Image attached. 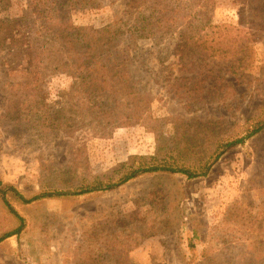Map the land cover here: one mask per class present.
I'll return each instance as SVG.
<instances>
[{
	"label": "rangeland",
	"instance_id": "1",
	"mask_svg": "<svg viewBox=\"0 0 264 264\" xmlns=\"http://www.w3.org/2000/svg\"><path fill=\"white\" fill-rule=\"evenodd\" d=\"M132 1L78 0L71 19L132 26L162 0ZM176 2L178 26L129 50L161 123L112 129L85 126L77 110L71 123L66 58L35 83L27 0H0V183L37 199L7 194L25 228L0 243V264H264V129L246 138L264 119V0ZM175 119L188 139L203 136L183 155L193 169L220 142L246 139L223 148L207 176L147 174L114 191L42 198L117 181L130 157L175 138ZM19 227L0 193V239Z\"/></svg>",
	"mask_w": 264,
	"mask_h": 264
},
{
	"label": "trees",
	"instance_id": "2",
	"mask_svg": "<svg viewBox=\"0 0 264 264\" xmlns=\"http://www.w3.org/2000/svg\"><path fill=\"white\" fill-rule=\"evenodd\" d=\"M78 0H27L26 19L30 21V34L26 35L30 41L29 64L35 68L34 81L39 83L57 74L63 58L68 61L67 74L75 82V94L68 96V107L71 111L80 113V121L85 126L96 123L112 126L113 128H128L133 126H151L161 123L153 117L152 92L141 84L132 71L134 59L130 55V45L139 39L156 37L160 32L178 26L177 2L162 0L158 4V11L148 16L139 15L134 25L129 22H115L102 28L77 27L71 19V10ZM142 5V0H133ZM164 2V3H163ZM130 26V27H128ZM33 31V32H32ZM126 39L129 45H123ZM32 74V73H31ZM76 98L78 99L77 102ZM77 104H75V103ZM77 118V117H76ZM51 124L62 125L59 121ZM70 123V121H69ZM175 138L167 143L157 137L158 150L152 157L132 156L126 163L119 166L121 175L117 181L110 179L105 182H95L92 185L80 187L74 192L45 193L44 197H67L71 195H86L96 192L114 191L127 183L147 174H183L190 179L197 176H207L210 167L227 148L233 149L244 143L246 138L253 137L264 129V119L256 122L246 138L232 140L230 143L217 144L216 151H207L208 160L200 169H193L184 162V152H193L198 146V136L187 138L184 129L180 127V120H173ZM175 145L174 149L170 147ZM224 148V149H223ZM177 152H176V151ZM175 152L178 155H175ZM220 152V153H218ZM216 157L212 161V158ZM0 183V193L3 201L20 221V227L0 239L4 240L19 235L25 228V221L13 209L6 196L12 193L24 204H31L34 199H25L13 187Z\"/></svg>",
	"mask_w": 264,
	"mask_h": 264
}]
</instances>
